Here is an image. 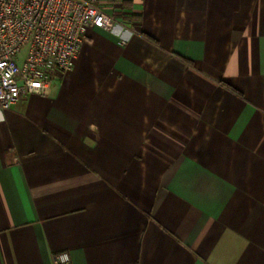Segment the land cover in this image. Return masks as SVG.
<instances>
[{"label":"crops","instance_id":"crops-1","mask_svg":"<svg viewBox=\"0 0 264 264\" xmlns=\"http://www.w3.org/2000/svg\"><path fill=\"white\" fill-rule=\"evenodd\" d=\"M98 5L0 108V264H264V0Z\"/></svg>","mask_w":264,"mask_h":264},{"label":"built area","instance_id":"built-area-1","mask_svg":"<svg viewBox=\"0 0 264 264\" xmlns=\"http://www.w3.org/2000/svg\"><path fill=\"white\" fill-rule=\"evenodd\" d=\"M111 30L98 0H0V108L48 94L56 71L73 69L88 26ZM53 264H72L67 251Z\"/></svg>","mask_w":264,"mask_h":264}]
</instances>
